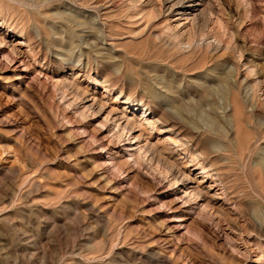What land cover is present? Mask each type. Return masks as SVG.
Masks as SVG:
<instances>
[{
    "label": "rangeland",
    "instance_id": "rangeland-1",
    "mask_svg": "<svg viewBox=\"0 0 264 264\" xmlns=\"http://www.w3.org/2000/svg\"><path fill=\"white\" fill-rule=\"evenodd\" d=\"M192 2L0 0V264H264V0Z\"/></svg>",
    "mask_w": 264,
    "mask_h": 264
},
{
    "label": "bare ground",
    "instance_id": "bare-ground-1",
    "mask_svg": "<svg viewBox=\"0 0 264 264\" xmlns=\"http://www.w3.org/2000/svg\"><path fill=\"white\" fill-rule=\"evenodd\" d=\"M195 3L197 4V3H199L198 5H195ZM202 6V0H199V2H192L191 3V6H189V8L190 9H185V12L183 13L184 14V16H187L188 15V13H194V12H196L197 10H198V8L199 7H201ZM195 14V13H194ZM193 16V15H192ZM190 17V16H189ZM106 88V87H105ZM106 92H107V90H105ZM125 105H128L130 108H135V109H137V108H140L138 105H134L132 102H130V101H125ZM146 113H147V111H144V115L146 116ZM155 119V117L153 116V115H149V117H143V120H144V122H146L147 123V125L150 127V128H152L153 130L157 127V124L159 123L157 120H154ZM160 121V120H159ZM129 123H131V122H129ZM161 123V122H160ZM128 124V123H127ZM143 124H145V123H143ZM128 126H129V124H128ZM129 128V127H128ZM181 142V141H180ZM183 145H185L186 146V144H184L183 142H182V146ZM187 148V147H186ZM208 170V169H207ZM206 175H207V173L206 172H204ZM210 188V187H209ZM198 190V189H197Z\"/></svg>",
    "mask_w": 264,
    "mask_h": 264
}]
</instances>
